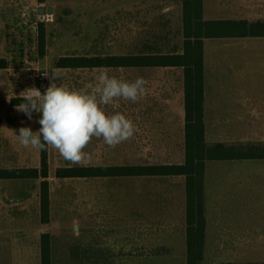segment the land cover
Listing matches in <instances>:
<instances>
[{
	"label": "crops",
	"instance_id": "obj_1",
	"mask_svg": "<svg viewBox=\"0 0 264 264\" xmlns=\"http://www.w3.org/2000/svg\"><path fill=\"white\" fill-rule=\"evenodd\" d=\"M135 2L139 11L140 8L144 11L149 4L160 6L158 14L174 22V32L171 35L168 26L165 33H159L166 50L162 51L161 47L128 56L184 55V0ZM123 4L127 10V3L123 1ZM202 8L205 22H264L260 17L262 12L256 10L264 8V0H202ZM141 17L147 15L142 12ZM262 42L264 37L236 33L203 40L206 145L210 149L222 145L230 154L246 158L206 161V233L202 264H234L236 253L231 249H247L248 258L254 264L260 254L264 258L262 253L256 254L257 249H264V208L258 205V200L264 202V153L261 152L264 149V79L259 76L264 70ZM101 69L129 82L143 77L148 81L147 92L136 103L120 99L104 106L109 115L124 114L134 123L136 132L115 148L104 144L102 139L93 138L89 151L120 155L109 160L104 154L89 168L185 165V68L142 65L90 70ZM87 180L90 214L135 217L132 228L122 220L119 225L125 224L122 229L125 234L134 231L136 264H144L146 257H158L160 264H188L186 176L91 177ZM50 201L52 212L51 190ZM39 232L41 236L49 234L53 242L54 231L50 224H41ZM8 242V246L14 247L12 240ZM39 242L41 248V240Z\"/></svg>",
	"mask_w": 264,
	"mask_h": 264
},
{
	"label": "rangeland",
	"instance_id": "obj_2",
	"mask_svg": "<svg viewBox=\"0 0 264 264\" xmlns=\"http://www.w3.org/2000/svg\"><path fill=\"white\" fill-rule=\"evenodd\" d=\"M123 1L127 3V10ZM135 1L0 0V60L7 62V69L0 70V170L42 169L41 150L25 148L17 139L21 127H30L33 132L39 130L41 114L33 112L29 120L11 104L13 99H23L22 92L36 87L39 71L49 74L50 86L51 73L59 68L61 58L124 57L152 49L166 50L159 33H165L169 26L172 35L174 22L160 17V6L149 4L144 11L141 8L139 11ZM41 8L45 13H39ZM256 10L262 12L260 17L264 19V8ZM142 12L147 17H141ZM42 28L46 34L45 56H41L39 44ZM226 30L236 32L235 27ZM175 31H178L177 24ZM262 43L260 46L264 47ZM99 71L63 69L61 79L56 82L70 90H80L85 84L94 82ZM259 76L264 79V70ZM88 147L84 149L85 158L77 163L65 160L58 151L48 148V181L53 198L49 223L54 231L52 264H136L134 231L125 234L122 231L125 224L119 225L122 220L132 228L135 217L93 216L88 201V180L56 178L60 169L86 168L104 154L109 160L120 155L118 152L89 151ZM257 150L259 152V148ZM261 152L264 153V149ZM42 181L0 180V264H42V251L38 247L42 240L39 232ZM258 205L264 208L261 200ZM9 240L14 247L8 246ZM246 250L231 249L236 253L234 264L252 263ZM260 253L264 255V249H257L256 254ZM158 259L146 257L144 264H160ZM255 264H264L261 254Z\"/></svg>",
	"mask_w": 264,
	"mask_h": 264
},
{
	"label": "trees",
	"instance_id": "obj_3",
	"mask_svg": "<svg viewBox=\"0 0 264 264\" xmlns=\"http://www.w3.org/2000/svg\"><path fill=\"white\" fill-rule=\"evenodd\" d=\"M43 3L44 0H39ZM227 27H235L236 32H228ZM185 53L175 56L157 57H65L59 60L61 69H96L137 66L183 67L186 82V163L183 166H150L144 168H67L56 173L58 179H77L91 177L119 176H186L188 197V264H202L206 219L204 205V178L206 161L217 159L246 158L239 154H230L222 145L213 149L205 142L204 124V66L203 40L210 37L226 36L236 33L240 36L264 37V22L249 24L211 23L203 20L202 0H184ZM41 56L46 53V34L42 28L39 36ZM7 69V62L0 60V70ZM23 99H13L12 106L17 107ZM41 127V126H40ZM225 154V155H224ZM42 169L0 170V180H44L40 186L41 222L49 224L51 220V201L48 147L41 150ZM42 264H52L51 238L42 235Z\"/></svg>",
	"mask_w": 264,
	"mask_h": 264
},
{
	"label": "clouds",
	"instance_id": "obj_4",
	"mask_svg": "<svg viewBox=\"0 0 264 264\" xmlns=\"http://www.w3.org/2000/svg\"><path fill=\"white\" fill-rule=\"evenodd\" d=\"M62 73L60 68L52 71L50 86L43 93L31 87L20 94L25 102L17 105L18 112L29 120L33 112L41 114L38 131L30 127L18 130L17 139L23 147L44 150L47 146L65 160L77 163L85 158L84 149L93 138L115 148L134 136V123L119 112L107 114L104 106L120 99L136 103L146 94L148 81L143 77L131 82L121 80L101 69L94 82L80 90H70L56 82Z\"/></svg>",
	"mask_w": 264,
	"mask_h": 264
},
{
	"label": "built area",
	"instance_id": "obj_5",
	"mask_svg": "<svg viewBox=\"0 0 264 264\" xmlns=\"http://www.w3.org/2000/svg\"><path fill=\"white\" fill-rule=\"evenodd\" d=\"M45 71H39L36 76L35 86L43 93L49 87V77H45Z\"/></svg>",
	"mask_w": 264,
	"mask_h": 264
},
{
	"label": "water",
	"instance_id": "obj_6",
	"mask_svg": "<svg viewBox=\"0 0 264 264\" xmlns=\"http://www.w3.org/2000/svg\"><path fill=\"white\" fill-rule=\"evenodd\" d=\"M39 13H45V9H44V8H41V9L39 10ZM49 13L52 14V13H53V10L50 9V10H49Z\"/></svg>",
	"mask_w": 264,
	"mask_h": 264
}]
</instances>
